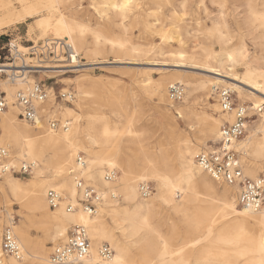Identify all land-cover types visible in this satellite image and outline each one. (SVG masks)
I'll return each mask as SVG.
<instances>
[{"label": "bare ground", "instance_id": "obj_1", "mask_svg": "<svg viewBox=\"0 0 264 264\" xmlns=\"http://www.w3.org/2000/svg\"><path fill=\"white\" fill-rule=\"evenodd\" d=\"M13 1L17 7H14ZM132 3L133 0H108L111 14L106 21L110 25L111 20L118 19L113 24L119 29L108 37L102 29L77 21L74 17L77 12L75 0H0V32L12 24L40 17L35 26L41 35L46 37L50 34L54 39L67 40L73 48L74 63L80 53L96 56L114 50L120 54L118 60L155 55L162 58L164 67L186 68L208 74L194 83L184 81L179 74H171L168 79L154 85L153 96L162 118L160 127L163 132L151 141V155L144 150L139 154L135 151L143 148L140 144L143 133L133 128L130 119L119 128L106 117L103 124L97 127L95 118L76 114L91 95L90 90L81 85L83 80L79 77L74 79L77 92L76 102H73L75 111L59 110L53 103L52 95L36 107L37 114L41 112L43 118H60L61 123H68L67 131H52L45 121L31 128L20 118L26 125L22 126L18 122V108L12 95L7 110L0 114V143L11 154L12 146L17 150L18 156L12 154L11 164L18 165L24 161L33 163L34 169L32 180L26 183L11 175L0 177V208L5 209L8 226L22 252L21 260L7 257L2 264H50L47 243L62 242L73 226L84 227L91 242L89 256L79 264H135L137 258L141 264H190L192 260L205 264H264V207L256 213L239 208L236 189L216 183L203 174L194 161L197 151L208 148L203 145L206 139L213 138L216 142L219 139L221 122L216 117L220 113L218 104L208 103L200 112L185 104L182 108H175L178 117L187 125H198L195 145L179 132L177 122L165 105L169 103L166 86L173 82L185 84L189 93L205 92L209 87L211 90L213 87L226 88L235 93L240 102H252L253 108L247 109L260 114L257 119L249 116L246 137L236 142L235 148L241 155L246 177L255 179L264 173V108H261L264 105V0H151V14H139L134 19L143 25L145 32L151 34V39L159 38L160 44L148 50H141L127 35L130 30L125 20L129 18ZM206 4L216 6V16H211ZM190 5H193L191 14L197 17L194 27L183 19ZM166 7H169L171 19L165 16L163 10ZM228 7L233 11L242 9L239 15L243 17L234 19L237 35L230 30L225 15ZM133 8H138V5H133ZM201 13L210 22L208 26L199 18ZM55 14L58 16L55 17ZM168 26L171 28L167 29ZM188 35L193 41L206 40L205 44H195L186 50L184 45ZM201 36L205 38L200 39ZM87 37L91 39L89 43ZM246 37L262 41L257 55H249L244 41ZM234 38L236 41H233ZM174 40L178 41L177 51L169 48L172 47L170 41ZM21 49L27 51V48ZM30 62L28 59L21 60L20 65L25 66V77L16 82L10 81L16 85L11 91L26 90L32 83L28 79L29 74L48 75L51 73L48 70L66 68L33 61L34 64L30 65ZM239 68L240 74L237 73ZM15 71L14 66H0L1 74H13ZM237 84L250 91L243 92ZM123 103L117 102L118 112L125 109ZM224 117H227L226 122L233 120L232 114ZM200 145L204 148L199 149ZM172 152L177 166L172 164ZM81 153L86 164L80 170L81 177L99 187L103 194L94 216L85 214L77 201L80 196L75 189L73 173L79 170L76 158ZM243 154L247 157L245 161ZM139 160L141 165L138 167ZM115 169L119 171V176L113 182L104 181V174ZM136 171L141 172L134 175ZM148 176L155 181L157 192L153 197L142 199L137 183ZM49 189L62 195L61 203L53 210L46 203ZM111 195L120 198L127 206L118 207L117 199H112ZM14 204L23 206L28 213L38 217L43 231L39 239H31L25 224L14 227L9 210ZM67 204L76 207L75 211L67 213L64 207ZM156 206H161L167 214L181 218L189 236L182 239L180 246L173 245L177 233L175 227H171V237H167L157 223L151 222ZM112 228L120 231V237L113 234ZM103 242L114 251L107 261L100 260L97 254ZM134 250L137 255H134Z\"/></svg>", "mask_w": 264, "mask_h": 264}, {"label": "rangeland", "instance_id": "obj_2", "mask_svg": "<svg viewBox=\"0 0 264 264\" xmlns=\"http://www.w3.org/2000/svg\"><path fill=\"white\" fill-rule=\"evenodd\" d=\"M107 3L108 0H75V9H76L75 12L76 11L77 12L74 15V17L80 23H88L93 28L102 29L108 37H111L112 35H114L119 31V29L113 24V22L115 23V21H117L118 19L111 20L110 25L107 23L106 17L110 16L111 14ZM13 4H15L14 7H17L15 1H13ZM133 5H138V8H133ZM206 7L207 10L212 13L211 16H216V6L206 4ZM131 8L132 9H130L129 11V18L125 20L126 24L129 26L128 30L130 31L127 32V35L130 36L131 42L136 46H138L141 50H148L151 48V46L153 47L155 44L156 45L160 44L158 37L151 39V34L145 32V30L143 29V25L141 23L138 24L134 21L135 16L139 14H143V15L151 14V0H133ZM192 8L193 5L192 6L190 5V8L186 10L187 13L183 16V19L186 24H189L190 26L194 27L195 26L194 20L197 17L196 15L191 14ZM168 9L169 7H166L164 8L163 11L165 13L166 18L171 19L172 16L170 13H168ZM241 11L242 9H239L238 11H233L231 7L226 8L225 11V15L228 17L227 20L229 21L230 30L234 32L235 35L237 34H236V26L234 24V19L235 18L241 19L243 17L242 14L239 15ZM57 16L58 15L55 14V17ZM64 16L68 17V15H64ZM199 18L203 19L202 21L204 22L203 23L204 25L208 26L210 24V22L205 19V15L203 13L199 15ZM39 19L40 17L27 20L22 24H12L11 26L3 29L0 32V47L2 46V44L6 43L9 45L8 48L11 49L12 53H14L15 50H18L20 53L26 54L29 53L28 50L26 52H23L21 51L22 50L21 47L28 49V47L32 46V43L36 44L42 41L43 39L53 38L50 34H48L46 37L41 35L39 29H37L35 26L36 22ZM149 20L151 22V17L149 18ZM170 28L171 26L167 27V29ZM202 38L205 37L201 36L200 39ZM249 38L250 37L248 38L246 37L244 40L246 42L247 51L250 56H255L257 55V53H259L260 44L262 43V41L252 40L251 38L250 39ZM87 41L89 43L91 39L87 37ZM205 41L206 40L204 39L202 41H193L191 36L188 35L185 38L184 48L186 50L187 49L190 50V48H192L193 45L200 43L205 44ZM233 41H236L235 38L233 39ZM170 42L172 46L169 47L170 50L177 51L178 41L174 40ZM161 46L163 47V45ZM90 47L91 45L87 48V50ZM164 48L165 49L167 48V50L169 49L168 47H164ZM214 48L218 50L217 45H215ZM4 55L8 56V51L5 50ZM119 55L120 54L116 53L114 50L110 52H104L96 56H85L80 53L77 58L78 67L75 68L66 67L67 69H62V70H55V69L48 70L51 71V73H49L48 75L42 73H32L29 74L28 79L32 80V83L30 85L34 83H41L45 85L49 90L50 94L52 95L54 105L59 110L72 109L75 111V109L73 108V102H76L77 96L70 105L59 102L57 99H55V97L57 95V92L60 90L62 91L70 90L73 91L75 95H77L74 79L76 77H79V79L83 80L81 85H83L87 90H90L91 95L87 98V100L83 102L81 108L77 110L76 114H80L85 117L95 118L97 120L96 121L97 127H100L101 124H103L104 119L106 117H109V120L114 121L119 128L123 127L126 124V120L130 119L133 123L132 124L133 128L136 131L143 133V135L140 136V144L142 145L143 148H139L135 151H137V154H139L141 150H144L148 152L147 154L151 155V141L153 142V140L157 139V137H159L163 132V130L160 127V125L162 124L161 122L162 118L159 113V109L157 107V102L153 96L154 85L159 81L168 79V76L171 74H179L182 76L184 81H189L190 83H194L198 81L200 78L201 79L204 78L202 76H206L208 74L186 68H172L166 66L164 67L163 66L164 63L162 62L163 60L160 56L150 55V56H146L147 58L144 56H136L134 57L135 60L131 58H123V60H118ZM23 59L31 60L32 58L26 55L23 57ZM11 63H13L12 60H10V62L6 61L3 59V56L0 54V66ZM16 64H18V62H14V65ZM239 69H237L238 74L241 73V69L240 70ZM37 71H42V70H37ZM2 74H6V73L2 72ZM13 84L14 83H11L9 80L6 79V76L4 75L0 76V91L5 93L8 104L13 99L12 95H14V93L16 92V91H11L12 88L16 86ZM172 84H176V82H173ZM172 84H169V86ZM180 85H183L185 88V96L182 102L178 104H172L169 101V103H166L165 105L166 108L171 113V115L173 116L174 120L177 122V126H178L177 128L179 132L185 134L189 138L191 143L195 145L196 144L195 138L197 136L196 130L198 129V125L196 124L187 125L178 117L175 108L176 107L182 108L184 107L183 105L185 104V106L190 107L197 112H200L205 108L206 104L208 103L215 104L217 103V101L212 93L211 87H209V89L205 92L189 93L187 86L185 84H180ZM237 85L241 88L243 92L250 91L248 88L240 84ZM166 87L168 88V85ZM218 88H222V87H218ZM233 98L236 104L243 105L244 107L247 108H253L252 102H250L249 100L240 102L237 99L235 93H233ZM184 99H186V101H184ZM120 101L124 102L123 109L124 108L125 109L122 112H118V109L116 108L117 102ZM261 108L263 109L264 105ZM16 113H17V118L19 120L18 121L19 124H21L22 126H26L20 121V117L18 116L19 115L18 110H16ZM262 113H264V109L262 110ZM258 114L260 113H256L254 111L251 113L248 110V116H252L253 117L252 119H257ZM38 116L41 118V120L38 121L36 126H39L42 121L47 122V120H58L60 121V123L62 122L60 118H54V119L45 118V117L43 118V116H41V112L38 114ZM216 117L219 118L221 122L220 127L227 120V117H224V115L221 112L217 114ZM30 127L32 128L34 126L30 125ZM60 131L62 132V130ZM212 139L213 138L206 139L203 145L206 144L208 148L210 146L213 147L216 144V141ZM203 145L202 146L200 145L199 149L201 147L204 148ZM11 151L13 156L15 157L18 156L15 147L12 146ZM82 155L84 156V154ZM239 157H241L240 153H239ZM140 158L143 159V156H141ZM171 158H173L172 164L177 166L178 162L173 152L171 153ZM242 159L244 161L245 159H247L245 154L242 155ZM140 161L141 160H139L137 163L138 167L141 165ZM116 171L118 173L117 175L118 177L119 171L118 170ZM140 172L141 171H136L133 174L138 175L140 174ZM32 177L33 174L30 176H14V178L19 179L20 181L25 183L31 181ZM257 177L264 178V173L259 174V176ZM141 183L150 184V186L153 189V193L151 195L153 197L157 191H156L155 181L151 179V176L143 178L137 183V185L139 186ZM94 187L100 190L99 187L97 186ZM78 200L79 198L77 199V201ZM117 203H118V207L127 206L126 203L123 202L120 198L117 199ZM64 207H66V205H64ZM4 210H5L4 208H0V235L3 229L8 226V221H9ZM9 210H10L11 218L14 222V227L17 228L21 224H25L27 233L29 234L31 239L37 240L41 237V233L43 231H42V226L38 223L37 216L28 213L26 208H24L23 206L19 207L18 205L15 204L12 205V207ZM151 222L157 223L160 226V228L163 230V232L167 234V237H171L170 235L172 234V232L170 229L172 226L175 227V229L177 230L176 236L174 237L173 240V245L175 246H180L182 239L187 238V236H189L186 235V227L183 225L181 218L179 216L167 214L161 206H156L155 209L153 210V213L151 215ZM108 224L110 225L109 220H108ZM112 232L114 235H116V237H120L119 236L120 231H118L117 229L112 228ZM140 236H142V234ZM186 241H189V239ZM58 243H60V241H57L55 244L47 243L46 246L47 248H49V251L51 252L52 247ZM103 244L108 245L107 243L103 242L100 244V246ZM108 246L111 248L110 245ZM133 253L134 255H137V251L134 250ZM135 264H141L138 258ZM190 264H205V263H202L200 261L195 262L192 260Z\"/></svg>", "mask_w": 264, "mask_h": 264}, {"label": "built area", "instance_id": "obj_3", "mask_svg": "<svg viewBox=\"0 0 264 264\" xmlns=\"http://www.w3.org/2000/svg\"><path fill=\"white\" fill-rule=\"evenodd\" d=\"M45 41V42H44ZM39 43H32L28 47L26 53L34 63L41 65L47 64L50 67H69L77 66V62L72 60L73 48L67 40L61 39H45ZM8 44H2L0 54L3 59L13 63L8 64L14 66L16 71L13 74H1L11 82L23 80L25 66L20 65L23 57L18 50L14 53L8 48ZM5 50L8 56L4 55ZM78 58V57H77ZM14 62L18 64L14 65ZM30 62L29 64H34ZM50 64V65H49ZM67 68L55 69L62 70ZM40 70V69H34ZM212 93L216 98L220 112L223 115L232 114L231 123L225 122L219 129V139L216 144L209 148L201 149L194 156L196 166L206 175H208L216 183L224 184L236 189L237 205L241 209L256 213L264 207V178L257 177L250 179L243 173L239 152L235 148V143L245 136L246 125L249 120L248 109L243 105L235 103L233 93L226 88H212ZM51 94L47 87L41 83H34L24 91H17L14 94V102L19 110V117L32 126H36L41 120L38 116L36 107L38 104L46 102ZM167 96L172 104L181 103L185 96V88L180 84H172L167 88ZM55 97V95H54ZM59 102L70 105L75 100L73 91H58L55 97ZM7 110L6 95L0 91V114ZM47 126L52 131H67L68 123H60L58 120H47ZM12 154L10 150L0 144V177L5 175L11 176H30L34 169L33 163L21 162L18 165L11 164ZM76 164L79 170L73 173L75 189L78 192L79 207L89 215L97 214L99 204L103 200V194L93 185L87 183L80 174V170L85 167V160L82 154L76 158ZM116 170H109L104 174V181L113 182L117 178ZM153 193V189L149 183H141L139 185V195L142 199L149 198ZM46 203L49 209H56L62 201V195L53 189L46 192ZM112 199H117L111 195ZM67 213L75 211L76 207L67 204ZM91 242L86 229L82 226H73L69 229L66 238L52 247L49 255L50 264H79L84 261L90 253ZM0 264L3 259L10 257L16 261L21 260V248L13 234L10 226L3 229L0 241ZM98 257L102 261L109 260L113 251L106 244L98 249Z\"/></svg>", "mask_w": 264, "mask_h": 264}]
</instances>
